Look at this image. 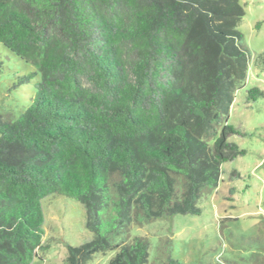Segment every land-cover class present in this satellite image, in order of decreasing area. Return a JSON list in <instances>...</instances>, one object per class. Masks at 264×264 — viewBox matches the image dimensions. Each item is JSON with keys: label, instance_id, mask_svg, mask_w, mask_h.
Returning <instances> with one entry per match:
<instances>
[{"label": "trees", "instance_id": "1", "mask_svg": "<svg viewBox=\"0 0 264 264\" xmlns=\"http://www.w3.org/2000/svg\"><path fill=\"white\" fill-rule=\"evenodd\" d=\"M245 15L240 0H0V48L35 69L19 85L40 77L18 120L0 114V264L48 250L50 196L80 202L93 235L65 264L109 251V264H150L147 238L126 241L132 226L202 214L224 164L246 154L229 141ZM158 262L181 264L171 249Z\"/></svg>", "mask_w": 264, "mask_h": 264}, {"label": "rangeland", "instance_id": "2", "mask_svg": "<svg viewBox=\"0 0 264 264\" xmlns=\"http://www.w3.org/2000/svg\"><path fill=\"white\" fill-rule=\"evenodd\" d=\"M240 3L246 15L238 30L250 51V61L247 80L235 95L229 118V124L240 134L229 141L246 154L224 164L218 188L199 202L200 216L177 215L143 227L132 226L126 241L147 238L151 243L150 264H158L161 254L169 249L181 264H264V96L256 101L248 98L250 89L264 92V68L259 59L264 55V0ZM34 70L0 48L1 115L15 121L30 106L40 77L25 85H19L18 78ZM234 170L238 178L231 177ZM42 209L43 245L49 248L38 251L31 264H65L68 246L79 247L93 238L86 228V209L64 195L44 199ZM102 221L104 231L109 230L107 215ZM115 254H97L88 264H109Z\"/></svg>", "mask_w": 264, "mask_h": 264}]
</instances>
